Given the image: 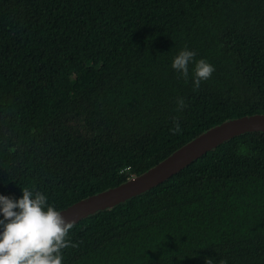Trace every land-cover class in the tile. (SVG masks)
Segmentation results:
<instances>
[{"label": "trees", "instance_id": "16d2710c", "mask_svg": "<svg viewBox=\"0 0 264 264\" xmlns=\"http://www.w3.org/2000/svg\"><path fill=\"white\" fill-rule=\"evenodd\" d=\"M185 49L187 82L172 68ZM201 59L215 71L194 90ZM253 114L264 0H0L2 196L27 188L61 211ZM66 239L62 264H264V134L221 144Z\"/></svg>", "mask_w": 264, "mask_h": 264}, {"label": "clouds", "instance_id": "9594fccd", "mask_svg": "<svg viewBox=\"0 0 264 264\" xmlns=\"http://www.w3.org/2000/svg\"><path fill=\"white\" fill-rule=\"evenodd\" d=\"M196 53L187 49L181 51L172 63L180 77L189 78V64ZM214 66L201 59L195 63L193 88L198 90L202 81L211 78ZM187 105L183 98L177 100V110ZM173 134H180L181 126L176 118ZM18 200L0 195V264H62V250L70 246L66 239L74 222H66L61 212L47 203L40 192L27 188ZM75 247L76 245H71ZM221 264L226 262L221 261Z\"/></svg>", "mask_w": 264, "mask_h": 264}, {"label": "water", "instance_id": "95a60500", "mask_svg": "<svg viewBox=\"0 0 264 264\" xmlns=\"http://www.w3.org/2000/svg\"><path fill=\"white\" fill-rule=\"evenodd\" d=\"M249 133L264 134V114L246 115L211 127L144 173L86 197L59 212L66 222L76 224L99 212L111 210L165 182L221 144Z\"/></svg>", "mask_w": 264, "mask_h": 264}]
</instances>
